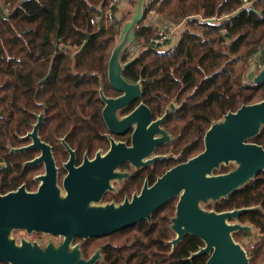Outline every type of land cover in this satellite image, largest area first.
Returning a JSON list of instances; mask_svg holds the SVG:
<instances>
[{
    "label": "trees",
    "instance_id": "obj_1",
    "mask_svg": "<svg viewBox=\"0 0 264 264\" xmlns=\"http://www.w3.org/2000/svg\"><path fill=\"white\" fill-rule=\"evenodd\" d=\"M133 5L134 0H127ZM7 7V17L0 15V71L7 72V87L19 84L27 93H87L94 87L95 75L87 74L94 63L105 65L115 43L119 23L123 16H115L106 26L91 24L100 14L107 0H0ZM148 0L143 18L135 28L134 41L146 47L134 62L147 64L150 74L145 77V95L156 90L167 97L185 100L184 109L195 114V148L190 154L203 149V134L211 122L221 118L228 110L235 111L242 104L264 99V81L250 83L244 73L252 58L264 46V0ZM118 6V5H117ZM165 26L167 17L173 23L184 21L180 38L164 50L165 43L152 44L155 36V19ZM166 31H170L167 25ZM86 36L89 38L86 40ZM61 46V47H60ZM73 50H76L73 53ZM126 55V54H125ZM264 63V56L261 57ZM31 62V63H30ZM53 64L51 76L42 79L36 90L37 78H43L49 63ZM174 65L161 74L162 64ZM28 65L20 72L16 64ZM74 69V71H72ZM130 70V69H129ZM128 70V71H129ZM71 86H64L66 77ZM88 75L87 77H83ZM19 80V83H18ZM63 80V81H62ZM1 81V77H0ZM84 90V91H83ZM16 93V89L14 91ZM190 124V123H189ZM250 141L264 146V126ZM222 172L227 171L221 166ZM177 198L169 199L151 215L133 226L119 231L124 242L118 257L109 252V264H205L207 254L188 259L203 242L194 235L184 238L171 250L164 241L173 237L169 228ZM244 206H255L243 212L238 221L252 224L260 233L247 255L249 264H264V170L227 198L214 204L216 211ZM247 232L233 233L239 238ZM95 240L94 238L90 241ZM236 240V239H235ZM141 250L133 261L131 247ZM94 247L91 244L89 251ZM111 255V256H110ZM133 262V263H132Z\"/></svg>",
    "mask_w": 264,
    "mask_h": 264
},
{
    "label": "water",
    "instance_id": "obj_2",
    "mask_svg": "<svg viewBox=\"0 0 264 264\" xmlns=\"http://www.w3.org/2000/svg\"><path fill=\"white\" fill-rule=\"evenodd\" d=\"M147 1L134 0L133 13L117 31L107 64L108 79L113 86L124 90L125 95L119 99L103 97L108 105L122 103L131 93L134 97L140 95L139 84H131L121 76L122 69L134 58L122 63L121 57L134 41L135 28L143 18ZM0 13L5 14L1 6ZM262 56L264 46L246 68L244 79L247 82L264 81V64H257ZM263 126L264 99L242 104L235 111L228 110L206 129L199 153L166 170L153 184L145 183L139 192L119 203H98L109 186L113 167L124 159L111 151L102 157V162L95 161L93 168L83 171L82 166L79 172L67 175L63 181L66 194L60 193L52 177L45 179L36 191L22 187L0 195V260L9 264H94L101 258L100 250L84 258L80 243L71 245L75 236L87 239L109 234L142 219L150 221L158 207L177 198L169 224L174 234L169 240L172 249L185 235H194L203 245L192 252L189 259L207 254L205 264H249L247 251L233 233L254 230L251 224L237 219L256 207L216 211L214 207L205 209L201 204L211 201L214 205L227 198L264 170V146L250 141ZM152 148L153 144L131 161L136 166L150 163L152 158L143 161L142 157ZM229 163L234 164L232 168L215 172ZM15 229L56 233L62 235L63 240L58 245L49 241L44 247L25 239L17 244L11 236Z\"/></svg>",
    "mask_w": 264,
    "mask_h": 264
},
{
    "label": "flooded vegetation",
    "instance_id": "obj_3",
    "mask_svg": "<svg viewBox=\"0 0 264 264\" xmlns=\"http://www.w3.org/2000/svg\"><path fill=\"white\" fill-rule=\"evenodd\" d=\"M0 6L4 10L1 2ZM0 15L7 17L6 12ZM88 38L86 36V40ZM169 48L166 44L164 50L168 51ZM144 50L146 47L126 48L121 57L122 63L134 58L122 69L121 76L131 84L138 83L140 95L134 97L131 93L122 103L113 105H108L104 98L119 99L125 92L113 86L108 79L110 53L105 65H92L94 69L100 67L98 71L87 73L95 75L93 82L96 85L92 87L93 90L84 88L87 93L82 94H60L56 91L51 94H23L19 84L7 87L3 77L7 72L0 71V195L22 187L27 191H36L45 179L52 177L60 193L66 194L63 181L67 175L79 172L82 166L83 171L93 168L95 161L102 162V157L111 151L124 159L113 167L109 186L98 203H119L139 192L145 183L153 184L166 170L195 155L190 154L195 148V114L184 109L186 99L167 97L156 90L144 97L145 77L150 70L146 69L147 64L134 62ZM257 64H264L261 57ZM27 65L22 63L13 67H20L22 73ZM172 66L169 62L162 64L161 74L167 75L166 69ZM60 75L53 73L50 62L44 77L37 78L36 90L41 87L42 79ZM63 75L66 77L62 80L64 86L72 87L67 79L69 71ZM152 144L151 152L142 157L143 161L151 158L152 161L136 166L131 160H135ZM132 147L134 149L130 152ZM122 229L87 239L75 236L71 245L79 242L84 258H89L99 249L101 258L96 259L94 264H109V252L113 255L111 257L120 255L119 247L124 242L119 238ZM11 236L17 244L25 239L35 241L41 247L49 241L58 245L63 240L60 234L26 232L24 229L13 230ZM92 238L95 240L90 241ZM169 240L164 243L170 244ZM91 244L94 247L89 251ZM140 252L135 246L131 247L133 261ZM0 264L9 263L0 260Z\"/></svg>",
    "mask_w": 264,
    "mask_h": 264
},
{
    "label": "rangeland",
    "instance_id": "obj_4",
    "mask_svg": "<svg viewBox=\"0 0 264 264\" xmlns=\"http://www.w3.org/2000/svg\"><path fill=\"white\" fill-rule=\"evenodd\" d=\"M123 4V5H122ZM133 4H134V1H133ZM118 6H116L117 7V9H120V7H121V9L120 10H123V13H124V19L119 23V25H118V29H119V27H123V25H124V23L126 22V20H127V18L133 13V11L132 12H130L132 9L131 8H133V5H131L127 0H120V2L117 4ZM248 5V4H247ZM6 9H7V7H5L4 8V11L7 13V11H6ZM152 14L154 15V17H156V15H155V12H152ZM149 15V17H150V20H153V18L154 17H151V15H150V13L148 14ZM115 16V10H114V15H113V17ZM116 16H117V14H116ZM113 17H112V19H113ZM111 19V20H112ZM164 20H166V22H168V24H169V27L170 28H172L171 29V31H172V34H171V43H174V42H176L177 41V39H178V37H179V35H181L182 34V31H183V29H184V21L183 22H180V23H173V21L172 20H169L167 17H165L164 18ZM104 21V20H103ZM155 21V23H160V21H159V18L158 19H155L154 20ZM105 22V21H104ZM111 22V21H110ZM110 22H107V23H104L106 26L108 25V23H110ZM179 26H178V25ZM177 25V26H176ZM173 26H175V28H173ZM167 43V42H166ZM166 43L164 44V45H162L161 47H165L166 46ZM136 46H138L137 45V42L136 41H133L131 44H129L128 45V47L127 48H132V47H136ZM254 61V58L252 59V60H250V65H249V67L252 65V62ZM233 163H229L228 165H226L225 167H226V169L228 170V169H230V168H232L233 167ZM215 172L217 173V172H222V170H221V168L220 169H218V170H215ZM119 186V185H118ZM201 206L203 207V208H205V209H209L210 210V208L212 209L213 208V202H207V203H203V204H201ZM252 225V224H251ZM253 226V225H252ZM254 227V226H253ZM245 232H248V231H245ZM15 234L17 233V232H14ZM236 239V241H239V243L243 246V248L248 252L249 251V249L251 248V246H253V244H255V243H257L258 241H259V239H260V233H259V231L254 227V230L252 231V232H248V233H246L245 235H241V236H239V238L237 239V238H235Z\"/></svg>",
    "mask_w": 264,
    "mask_h": 264
},
{
    "label": "built area",
    "instance_id": "obj_5",
    "mask_svg": "<svg viewBox=\"0 0 264 264\" xmlns=\"http://www.w3.org/2000/svg\"><path fill=\"white\" fill-rule=\"evenodd\" d=\"M248 1L249 0H243L244 5L249 4ZM119 2L120 0H107L106 4L101 8L100 14L91 19V23L93 25H97L100 21L103 22V20L105 21L104 23L110 22L114 15V8L117 6ZM152 12L154 11L151 10L149 13L151 17H154ZM154 19L157 18L154 17ZM165 23H166L165 26L167 25L169 26L168 22ZM165 26H163L161 23L157 24L155 36L150 39V42L152 44L164 43L168 38L171 37L172 28H170V31L167 32ZM173 28H175V26H173Z\"/></svg>",
    "mask_w": 264,
    "mask_h": 264
},
{
    "label": "crops",
    "instance_id": "obj_6",
    "mask_svg": "<svg viewBox=\"0 0 264 264\" xmlns=\"http://www.w3.org/2000/svg\"><path fill=\"white\" fill-rule=\"evenodd\" d=\"M123 5V4H122ZM122 7V6H121ZM121 7H120V9H121ZM120 9H117V12H116V14H117V17H121V16H124V13H123V10H120ZM132 10L130 11V12H132L133 11V9H134V4H133V8H131ZM177 26V25H176Z\"/></svg>",
    "mask_w": 264,
    "mask_h": 264
}]
</instances>
